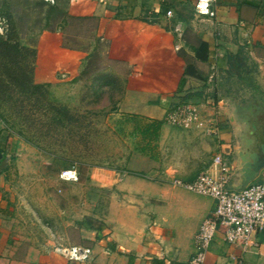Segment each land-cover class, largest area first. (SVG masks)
I'll use <instances>...</instances> for the list:
<instances>
[{
  "label": "crops",
  "instance_id": "0c3cea01",
  "mask_svg": "<svg viewBox=\"0 0 264 264\" xmlns=\"http://www.w3.org/2000/svg\"><path fill=\"white\" fill-rule=\"evenodd\" d=\"M37 2L44 9L38 13L45 24L51 18L45 10L53 9L64 18L95 19L100 25L96 34L108 41V59L132 70L127 72L120 115H137L141 125L148 119L163 125L158 140L150 145L136 131L144 146L130 155L123 170L114 171L111 180L99 184L91 178V185L112 191L104 214L98 209V197L67 206L66 196L59 193L81 182L39 176L33 149L25 142L4 140L0 128L4 155L0 161V264H190L196 237L214 212L215 201L173 183L193 182L208 170L217 176L214 157L223 155L231 166L234 147V131L225 116L227 105L209 94L217 89L214 77L205 83L190 65L215 66L243 49L253 53L264 49V0H214L210 16L196 13L198 0ZM169 10L174 12L173 19L165 16ZM177 23L183 27L182 43L174 33ZM42 37L43 45L39 38L23 45L36 50L38 67L41 56L48 57L49 75L83 66L82 52L54 44L55 31L43 30ZM200 43L205 44L206 62L196 58ZM177 44L182 46L180 51H176ZM52 77L45 81L55 85ZM180 101L198 106L204 117L214 120L218 132L207 136L195 128L167 123L166 114ZM201 148L211 155L201 156ZM167 149L172 154L167 165L152 158V152ZM256 182H264V170ZM66 213H70L69 234L61 227L67 225ZM55 218L60 220L59 227L45 229L44 224H54ZM85 218H92L93 226L85 224ZM38 223L43 231L33 226ZM224 234L225 228L219 226L205 264H264V233L249 247L243 241L227 243ZM59 246L90 248L93 254L88 261L71 262L52 251Z\"/></svg>",
  "mask_w": 264,
  "mask_h": 264
},
{
  "label": "rangeland",
  "instance_id": "374dc122",
  "mask_svg": "<svg viewBox=\"0 0 264 264\" xmlns=\"http://www.w3.org/2000/svg\"><path fill=\"white\" fill-rule=\"evenodd\" d=\"M37 1L40 0H0V9L6 10L8 6L13 14L22 45H27L38 38L41 39L40 45H43V30L55 31L58 39L53 40L54 44L72 52H82L84 64L75 69H58L53 78L46 72L48 65H51L48 57L41 56V65L38 67L37 55L34 62L35 71L38 67L37 73L34 74L35 82L49 84L47 88L49 100L66 111L56 113L49 108L41 110L34 98L30 102L18 95L0 97V128L4 132L3 139L11 138L25 142L33 149L38 160L39 176L53 178L60 176L62 171L76 169L81 183L66 186L59 194L66 196L67 206H70L68 203L76 201L84 203L89 202L90 198L98 197V209L104 214L112 191L91 185V178L93 177L99 184L108 182L115 175L114 171L123 170L129 162L130 155L140 146H144L142 138L136 133V123L121 122L120 102L127 72L132 70L120 62L108 59V41L102 40L96 34L99 23L95 19L79 21L70 17L64 18V14L62 16L54 13L53 18L51 17L48 24H45L42 18L44 9ZM39 10H42V13H38ZM45 12L51 16L50 11ZM7 27V20L0 19L1 34ZM237 54L256 62L259 83L260 80L264 81V49L254 53L250 49H243ZM213 61L216 62V58ZM43 65L45 69L42 68ZM190 66L198 71V76L205 83L210 76L214 77L215 86L218 76L220 80H233L226 73L227 61L218 65L216 63L215 66L193 62ZM50 77L55 85L45 81ZM214 91H209L210 97L215 95L222 100L218 89ZM229 104L231 103L227 100V105ZM200 143L196 145L199 148L202 147ZM199 151L201 156L211 155L210 150L201 148ZM151 154L152 158L162 165H167L172 159L170 149L165 153ZM66 215L67 225L61 227L69 234L70 213ZM53 221L52 225L45 223V229H57L59 227L57 221L60 223V220L55 218ZM33 226L44 230L39 223Z\"/></svg>",
  "mask_w": 264,
  "mask_h": 264
},
{
  "label": "built area",
  "instance_id": "2783aa9c",
  "mask_svg": "<svg viewBox=\"0 0 264 264\" xmlns=\"http://www.w3.org/2000/svg\"><path fill=\"white\" fill-rule=\"evenodd\" d=\"M54 4V0H44ZM214 0H198L196 13L210 16ZM167 19L175 17L172 10L165 14ZM174 33L179 41L184 40L182 24L174 26ZM182 46L177 44L176 51ZM212 82H213V78ZM166 122L181 129H197L202 134L213 136L218 132L213 119L203 116L198 106L180 101L166 114ZM213 165L219 166V173L213 176L209 170L201 173L193 182L175 181L176 187L184 188L198 195L207 196L215 201V210L200 227L195 240L196 253L190 264H205L209 248L215 238L219 226L225 228L224 239L229 244L243 241L246 247L254 244L256 237L264 233V182H255L243 191L228 189L231 166L224 156L219 154L213 159ZM60 178L77 181L78 171L70 169L62 171ZM71 262L90 260L93 251L85 247H55L52 250Z\"/></svg>",
  "mask_w": 264,
  "mask_h": 264
},
{
  "label": "trees",
  "instance_id": "16d2710c",
  "mask_svg": "<svg viewBox=\"0 0 264 264\" xmlns=\"http://www.w3.org/2000/svg\"><path fill=\"white\" fill-rule=\"evenodd\" d=\"M54 13L63 16L61 11L53 9L51 11L52 18L55 15ZM2 18L7 20L8 27L4 29L3 34L0 33V97L18 95L19 97L26 98L30 102L34 98L37 106L41 110L49 108L56 113L64 111V108H58L49 100V92L47 89L49 84H38L35 82L34 62L37 59L36 50L22 45L18 26L8 6L6 10L0 9V19ZM88 19L90 18H82L81 20ZM195 53L199 61H207L204 43H200V47L195 50ZM227 63L228 68L226 73L230 77L244 78L242 77L243 74H251L258 71L256 62L240 54L229 56ZM121 122L123 124L135 122V130L140 133L147 145L158 140L159 132L163 125L162 121L152 119H148L141 125L142 118L137 115L128 114L121 116ZM145 150L146 148L143 149V151ZM84 223L93 226L94 220L92 218H86L84 219Z\"/></svg>",
  "mask_w": 264,
  "mask_h": 264
},
{
  "label": "water",
  "instance_id": "95a60500",
  "mask_svg": "<svg viewBox=\"0 0 264 264\" xmlns=\"http://www.w3.org/2000/svg\"><path fill=\"white\" fill-rule=\"evenodd\" d=\"M264 92V81L260 80ZM225 116L234 131L233 158L228 189L243 191L264 170V96L240 105L233 102ZM4 158L0 148V161Z\"/></svg>",
  "mask_w": 264,
  "mask_h": 264
},
{
  "label": "flooded vegetation",
  "instance_id": "af4514ba",
  "mask_svg": "<svg viewBox=\"0 0 264 264\" xmlns=\"http://www.w3.org/2000/svg\"><path fill=\"white\" fill-rule=\"evenodd\" d=\"M259 71L251 74H243L242 77H231L233 80L225 81L217 78V89L219 96L223 97V101L227 105V100L232 104L233 102L245 105L257 97H263L264 92L262 86L259 83L257 74ZM221 89V91L219 90ZM227 100H226V99ZM231 104L227 105V109L231 108Z\"/></svg>",
  "mask_w": 264,
  "mask_h": 264
}]
</instances>
